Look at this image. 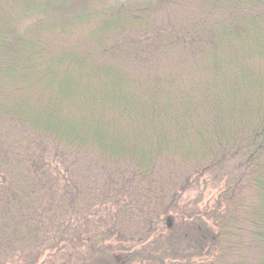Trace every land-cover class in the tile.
I'll list each match as a JSON object with an SVG mask.
<instances>
[{
  "label": "trees",
  "instance_id": "1",
  "mask_svg": "<svg viewBox=\"0 0 264 264\" xmlns=\"http://www.w3.org/2000/svg\"><path fill=\"white\" fill-rule=\"evenodd\" d=\"M181 215L154 264H264V0H0V264H141Z\"/></svg>",
  "mask_w": 264,
  "mask_h": 264
},
{
  "label": "rangeland",
  "instance_id": "2",
  "mask_svg": "<svg viewBox=\"0 0 264 264\" xmlns=\"http://www.w3.org/2000/svg\"><path fill=\"white\" fill-rule=\"evenodd\" d=\"M90 28H92V26H90ZM228 170H226V173ZM85 179H86V184H88L87 182L89 178L85 177ZM213 179H215L214 175H209V176L205 175L202 176L198 182H192L190 188H188L183 194L178 195L177 206L174 207L173 210L177 209L180 212V214L181 213L185 214L187 213L186 211H191V209L192 210L196 209L199 212L203 213L204 210L213 206L215 200L217 199L216 197H217V192L219 191L218 189L222 185L227 184V180L225 182L223 174L219 175L220 181H215ZM172 214L176 215V211L175 213L173 212ZM166 219H164L162 223L165 224L167 222L168 226L171 228L170 231L169 230L163 231L162 228H159V230L157 231L158 233H156L153 237H151V239H149V241H147L143 246L140 245L133 248L131 250L133 255L131 254L129 258L133 257V261L137 260V262H141L143 255H146L148 259H145L143 262H141V264H154V263H158V260L168 263L169 258L167 257L169 255L167 253L169 251L166 250L169 249L168 242L171 240V238L173 239V241L175 240L177 242L176 249H179V251L182 250L188 251V249L185 248L186 245L190 243L189 237L192 234L188 231L187 226H185L187 223V219L182 215L180 219H172L170 216ZM99 220H100V214L98 215L95 214V216H93L92 223L96 224V222L97 221L99 222ZM95 230H99V227L96 228ZM110 241L112 244L115 242L113 238H111ZM181 254L182 253L179 252V255ZM134 255H137L138 258H136ZM133 264H138V263H133Z\"/></svg>",
  "mask_w": 264,
  "mask_h": 264
}]
</instances>
